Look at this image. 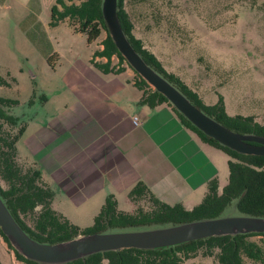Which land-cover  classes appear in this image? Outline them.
Wrapping results in <instances>:
<instances>
[{
	"label": "rangeland",
	"instance_id": "obj_1",
	"mask_svg": "<svg viewBox=\"0 0 264 264\" xmlns=\"http://www.w3.org/2000/svg\"><path fill=\"white\" fill-rule=\"evenodd\" d=\"M54 2L0 0V75L7 78L5 70L11 69L9 74L15 79L9 86L0 85V95L18 100L7 107L17 122L6 123L0 118V132L4 134L16 133L24 122L28 123V132L34 131L48 118L55 106L69 97L63 87L58 88L60 91L46 88L51 81L60 84L53 66L59 71L74 54L94 50L106 33L103 30L94 41L87 42L85 34L74 30L66 20L51 25L50 7ZM142 4L140 10L137 1L125 2L134 22L133 31L166 71L178 77L203 104H221L229 116L252 115L263 122L264 0H144ZM49 48L51 52L45 54ZM114 61L117 62L116 57ZM126 67L132 77L136 76L132 67ZM206 148L204 152L215 166L211 178L216 179L221 191L227 182L229 156L215 145L207 143ZM18 149L23 155L22 141ZM20 161L27 167L29 160L20 157ZM208 181L194 205L203 199ZM112 196L118 209L151 207L148 197L132 201L116 190ZM105 201L104 191L80 206L57 195L51 206L84 229L93 224ZM237 213L236 199L222 211L223 215ZM246 239L259 244L262 253L257 258L242 253V264H264V236L251 235ZM202 252L203 247L182 264H217L213 256ZM12 260L21 262L0 233V264H10Z\"/></svg>",
	"mask_w": 264,
	"mask_h": 264
},
{
	"label": "trees",
	"instance_id": "obj_2",
	"mask_svg": "<svg viewBox=\"0 0 264 264\" xmlns=\"http://www.w3.org/2000/svg\"><path fill=\"white\" fill-rule=\"evenodd\" d=\"M100 1L55 0L50 7V24L55 25L66 20L74 30L85 34L87 42L94 41L105 30L106 33L101 40L102 46L94 49L89 62L101 73L120 72L126 65H130L108 34L101 15ZM127 1L129 4L137 1V5L142 10L144 0H118V15L130 42L147 63L175 84L192 102L222 123L239 131L264 135V114L263 122L256 120L252 115L229 116L224 112L221 104H203L178 77L166 71L154 52L145 47L142 39L135 35L134 22L125 5ZM96 56L99 58L96 59ZM114 57L117 58V62L114 61ZM48 61L50 62V56ZM135 73L136 76L132 80L141 89L139 103H146L150 107L163 102L167 103L180 120L199 138L221 148L228 154L227 182L221 191H218L216 179L211 178L203 199L191 208H186L181 202L169 203L160 199L144 181L138 180L129 189L128 196L132 201L148 197L151 202L149 209L138 208L136 211L118 209L115 199L109 194L96 214L93 224L81 229L52 208L51 201L55 191L42 178L41 171L35 163L29 161L27 167H23L17 154L16 142L25 130L26 122H24L16 133L0 132V194L16 219L35 238L52 242L86 231L161 225L211 217L221 214L234 199L239 212L264 215V154L238 152L208 136L180 113L164 94L154 89L136 71ZM6 75L7 78L0 75V85L9 86L14 82L15 79L9 73ZM17 103L16 98L0 95V118L6 123L17 122L18 118L7 112V107ZM0 233L13 249L15 257L21 261L10 264H44L24 257L11 246L1 229ZM251 235L264 236V232L214 235L155 249L127 247L119 250H105L59 264H180L183 260L196 256L201 247H203L202 253L213 256L217 264H242V253L252 258H257L262 253V247L259 244L246 239Z\"/></svg>",
	"mask_w": 264,
	"mask_h": 264
},
{
	"label": "crops",
	"instance_id": "obj_3",
	"mask_svg": "<svg viewBox=\"0 0 264 264\" xmlns=\"http://www.w3.org/2000/svg\"><path fill=\"white\" fill-rule=\"evenodd\" d=\"M93 51L74 54L59 71L53 66L60 84L49 80L46 88L63 87L69 97L34 131L28 132L26 122L16 142L17 154L35 163L54 189V198L65 197L78 206L103 191L105 198L116 190L130 199L129 189L142 180L160 199L191 208L215 173L204 152L208 142L167 103H139L141 89L128 67L109 73L93 68ZM133 115L141 122L135 124ZM19 141L25 147L23 155Z\"/></svg>",
	"mask_w": 264,
	"mask_h": 264
},
{
	"label": "water",
	"instance_id": "obj_4",
	"mask_svg": "<svg viewBox=\"0 0 264 264\" xmlns=\"http://www.w3.org/2000/svg\"><path fill=\"white\" fill-rule=\"evenodd\" d=\"M100 9L108 34L124 59L148 84L164 94L180 113L223 145L242 153L264 154V135L233 129L209 115L145 61L123 30L118 15V0H101ZM0 229L11 246L24 257L44 264H59L105 250L127 247L155 249L214 235L264 232V215L221 213L161 225L80 232L50 242L29 234L0 194Z\"/></svg>",
	"mask_w": 264,
	"mask_h": 264
},
{
	"label": "built area",
	"instance_id": "obj_5",
	"mask_svg": "<svg viewBox=\"0 0 264 264\" xmlns=\"http://www.w3.org/2000/svg\"><path fill=\"white\" fill-rule=\"evenodd\" d=\"M132 119H133V122H134L135 124L141 122V120L139 119V117H138L137 115H133Z\"/></svg>",
	"mask_w": 264,
	"mask_h": 264
},
{
	"label": "flooded vegetation",
	"instance_id": "obj_6",
	"mask_svg": "<svg viewBox=\"0 0 264 264\" xmlns=\"http://www.w3.org/2000/svg\"><path fill=\"white\" fill-rule=\"evenodd\" d=\"M256 119V118H255ZM19 156V155H18Z\"/></svg>",
	"mask_w": 264,
	"mask_h": 264
}]
</instances>
